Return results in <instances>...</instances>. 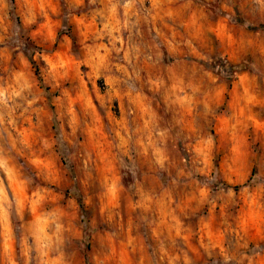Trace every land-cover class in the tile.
<instances>
[{
    "label": "clouds",
    "instance_id": "obj_1",
    "mask_svg": "<svg viewBox=\"0 0 264 264\" xmlns=\"http://www.w3.org/2000/svg\"><path fill=\"white\" fill-rule=\"evenodd\" d=\"M0 264H264V0H0Z\"/></svg>",
    "mask_w": 264,
    "mask_h": 264
}]
</instances>
